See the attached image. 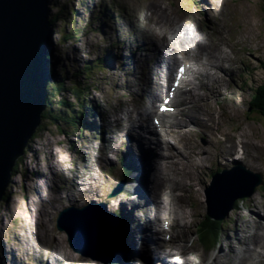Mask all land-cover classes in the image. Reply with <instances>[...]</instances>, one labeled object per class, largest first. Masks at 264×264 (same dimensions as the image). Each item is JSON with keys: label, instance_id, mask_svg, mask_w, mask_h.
Returning a JSON list of instances; mask_svg holds the SVG:
<instances>
[{"label": "rangeland", "instance_id": "rangeland-1", "mask_svg": "<svg viewBox=\"0 0 264 264\" xmlns=\"http://www.w3.org/2000/svg\"><path fill=\"white\" fill-rule=\"evenodd\" d=\"M51 1L52 3L56 1L61 3L60 6H64L66 9L63 18H58V23L54 27L53 43L55 45L52 51L53 57L56 60L59 57V63L62 64L56 66L57 70L59 72L62 70L65 76L68 75L64 79L65 88L72 85V73L76 74L82 71L87 63L102 58L101 72L95 71V76L91 78L80 72L79 78L83 87L88 85V88H85L87 93L84 111L87 112L88 109L94 108V114L76 118L78 124L75 127L60 119L56 121L42 118L40 132L38 130L37 137L30 142L21 167L16 174L14 173L10 184L12 193L8 196L9 201L0 206V264H20L18 262L26 256L28 264H63V246L72 255L70 257L80 258L79 256H81L84 258H80L78 264H103L73 253L67 243L66 233L57 230L56 219L63 208L67 206L81 207L80 203L91 202V199L83 198L76 204H69L67 201H63L65 195L62 190H59V187H65L69 192V179L79 168L82 171L80 181L93 187H99L100 198L95 201L105 203L109 211H115L113 203H119L121 197L130 199L137 193V190L134 192L135 171L126 178L122 188L119 187L122 182V178L120 179L123 172L122 159L126 156L124 153L127 152L126 146L129 141L121 124H116L114 112L121 115L120 112L126 108V105L135 108L149 107L154 101L151 100V95L156 92L154 89L156 83L146 77L140 82L138 91L133 90L127 86V81L132 77L126 72L123 73L121 66L118 68L120 62L113 64L108 61L106 64L109 67H105V70H103V63L106 62L109 52L117 47V45L115 46L116 41L114 44L116 33L112 34L109 29L111 20L116 16L127 15V21L122 19V24L127 29L135 28V25L140 28L136 29L137 35H129L126 43L137 41L134 45H141L142 40L137 37L140 36L144 42L147 39L144 26L134 17L133 9L138 4L140 5L138 19L155 27L158 33L160 32L159 27H161L173 38L190 39L192 42H194V38L198 41L204 40L206 43L207 40L215 41L232 57L231 62L224 63L225 71L214 69L216 75H219L222 96H218L216 100L208 99L205 96L208 93L207 88L197 90L200 95H203L201 96L202 103H205V108L201 113L206 120V124L203 125L204 129L208 128L211 123L212 129L203 130L200 125L191 121V117L196 115L195 103L198 101L190 104L176 98L172 104L180 108H175V112L170 118L175 122H185L191 126L190 132L185 135L190 140L191 146L204 145L207 148L203 155L207 156L209 153L210 155L208 159L204 160V167L217 166L215 168H219L217 154L223 146L230 147L233 144L237 147V152L231 155L227 166H243L264 179V118L256 113L253 114L262 120L249 114V111L253 110L249 104V88L252 86L254 89H260V99L264 98V29L251 0ZM83 3L86 6L88 4L92 12L83 11ZM75 4L81 8L80 12L76 11L77 13L72 16L70 10L75 9ZM106 9L110 13L108 16L104 14ZM58 10L55 7L56 13ZM130 19L133 20L132 23L129 22ZM130 24L132 27L128 28ZM102 31L104 33L108 31L109 34L106 37L108 39L110 37V40L106 42L102 40L104 44L99 41L101 40L99 33ZM246 31L258 42L257 45L260 46L258 49H254L253 45L248 43L247 36H245ZM97 34H99L98 37ZM63 37L67 38L63 40ZM122 39H124V35ZM147 41L150 40L147 39ZM111 42L115 47L110 45ZM192 42L190 44L194 45ZM121 44L124 47V41ZM103 45L104 48L101 49L100 46ZM193 48L194 46L186 44L182 52L178 53L182 61H188L187 58L183 59L184 53L191 59L195 58L196 51ZM213 52V50L210 52L204 50L199 59L206 61V56H210ZM152 54L155 52L153 51ZM188 63L192 64L191 60ZM172 80L173 78L168 82V87L173 86L174 81ZM243 84H246V87ZM186 89L182 88L184 93L182 97L186 96ZM169 92L173 95L179 94V91L172 87ZM62 96L71 101L74 104L71 109L77 111L80 100L76 98L74 92L67 89L62 93ZM165 96H169V94L158 96L159 102H162ZM55 102L54 108L56 112L57 109L60 112L62 110L61 103ZM144 118L146 119V117ZM82 120L85 121V126L82 125ZM106 135L109 138H114L113 143L103 142ZM247 143L249 146H246ZM171 144L173 145L174 142L171 141ZM50 154H54V158L51 160H49ZM57 156L58 159H56ZM253 156L257 162L252 158ZM107 158L108 166H104L107 164ZM50 163H57L59 171H64V173L55 177L54 174L57 173H53L47 168ZM127 165H129L128 161ZM85 166L88 168L86 169ZM202 168L201 166L194 170L190 168L193 185L191 190L194 195L190 192L185 203L189 215L188 220L191 224L189 231L186 232L188 238L185 243L198 254L207 257L209 261L205 264H210L216 255H220L218 264H234L233 259L221 255L224 254L221 253V250L228 251L227 240L235 235L234 231L237 226H248L249 223L258 219L257 214L264 217V184L257 188L253 196L237 204L227 218L212 221V223L205 217V188L211 185V180L204 181V178H200ZM59 180L63 183L61 184ZM81 189V187H74L70 192L77 193ZM253 198L255 206L259 204L255 209L251 204ZM125 199L121 201H126ZM126 203L130 205L129 201ZM120 205L119 203L118 207ZM133 230L136 232L135 229ZM251 232H255V230L252 229ZM138 239L141 241L140 237ZM173 242L175 246L184 243L181 237H176ZM239 248L242 246L236 244V249ZM59 250L61 255H59ZM176 258L179 259L178 256ZM125 260L126 264H131L126 252ZM67 263L69 264V262Z\"/></svg>", "mask_w": 264, "mask_h": 264}, {"label": "bare ground", "instance_id": "bare-ground-1", "mask_svg": "<svg viewBox=\"0 0 264 264\" xmlns=\"http://www.w3.org/2000/svg\"><path fill=\"white\" fill-rule=\"evenodd\" d=\"M139 8L140 5H136V10L133 9L135 16L132 15L136 21L144 26L146 37L150 41L145 39L144 42L139 36L137 38L142 40L141 45H134L137 41L134 43L131 41L130 44L126 43L129 35H137V30L140 29L137 27L138 25H135V28L127 29L122 24V19L124 21L128 20L127 15H120L110 23V28L118 32L116 35L118 42L122 43L124 41V47H122V44H119L114 49V54L117 57L113 60L110 58V61L113 64L120 62L118 67L121 66L122 72L130 74L132 80L129 79L127 81V86L136 90L143 78L146 77H148V80L156 83L154 86L156 92L151 95V100L154 101L151 102L149 107L142 106L141 108H135L126 105V108L121 110V115L114 112L116 124H121V128L132 136L129 139V144L126 146L127 152L124 154L128 156L127 160L130 166H134L136 169L135 177L140 178L143 185L138 188V191L141 192L138 198L132 200V198L125 199L121 197L122 199L119 201L121 205L118 207V202L114 204L115 210H117L123 223V225L120 223L122 231H119V235L121 234L125 238L122 241L125 252L128 256L135 259L131 264H142L139 261L140 259L146 264H156V262L157 264H168L164 258L158 257L161 244L157 241L156 226L160 228L159 230L162 234L164 232L167 233L170 241H172L176 232H182V235L177 234V237H181V240L184 242L183 244L180 243L178 246H175L170 242V247L174 250L172 254L179 257L176 261H172V264H205L209 261L207 257L198 254L185 243L188 238L186 232L189 231L191 226L185 203L189 197V193L193 191L191 190L193 185L191 183L190 168L194 170L198 166L203 167L200 178H204V181H212L215 178V167L217 166L211 168L204 167V160L208 159L210 153L207 156L203 155L207 150L204 145L191 146L190 140L185 136L191 130L189 124L175 122L172 118L166 119L157 116L155 108L160 105L158 96L169 92L168 82L173 78L172 81H181L183 88H187L186 96L182 97L184 93L182 89H179V94L175 96L176 98L185 100L190 104L198 101L195 103L197 108L196 115L193 118L191 117V121L194 124L200 125L203 130L212 129V123L208 128L204 129L203 125L206 124V120L201 113L203 112V108H205V103H202L203 99L201 96L203 95H200L197 90L207 88L208 93L205 96L208 99L216 100L218 96H222L219 75H216L214 69L225 71L226 67L224 63L231 62L232 57L227 51L219 47L215 41L207 40L206 43L204 40L198 41L196 38H194V42L190 41V39L173 38L172 35L167 34L161 27H159L160 32L158 33L155 27H151L138 19ZM129 22L132 23L133 20L130 19ZM114 25L116 26L113 27ZM129 27H132V25H128ZM219 34L222 35L221 32ZM123 35L124 39H122ZM245 36H247L248 43L253 45L254 49L260 47L257 45L258 42L247 31ZM190 42L194 43V45H191ZM186 44L194 46L193 49L196 51V55L195 58L191 59L184 53L183 59L187 58L188 61L191 60L192 64L188 66V61L187 64L185 62L187 66L182 75L183 77H180L177 75V70L180 64H184V61L181 60L178 53L182 52ZM204 50L209 52L210 50L214 51L210 56H206V61L199 59ZM153 51L155 54H152ZM180 61L182 62L180 63ZM114 68L116 69V66ZM144 117H146L145 120L148 122L152 120L155 126L152 123L144 126ZM126 124L128 126H125ZM171 141L174 142L173 145ZM150 143H153L154 146L152 147ZM246 146H249V144L247 143ZM236 150L237 147L233 144L230 147L223 146L217 154L218 167H231L227 166L230 162L229 158L234 152H237ZM218 155H220L219 159ZM53 158L54 154H50L49 160ZM252 158L256 161L254 156ZM85 168L87 169L88 166H85ZM49 169L53 173H57L54 175H59L57 163H50ZM81 176L82 171L77 168L69 179V192L65 187H59V190H62V193L65 195L63 201H67V203L73 205L83 198L91 199V201L100 198L99 187H90L87 184V187L90 188L87 191L88 194H85L86 190L84 189L82 192H70L71 188L80 186L81 183L78 180L82 179ZM83 184H85L84 181ZM150 186L152 187L149 188ZM117 199L119 198L117 197ZM124 199L126 201H121ZM127 201H129L130 205L126 203ZM251 202L254 209L259 206V204L255 206L254 198ZM31 206L33 207L32 203ZM118 209L121 210L123 215H120ZM257 217L256 221L248 224V228L237 226L236 235L227 240L228 253L221 250V253H224V255L234 253L229 256V258L234 259V264H264V217L258 214ZM249 229H254L255 233L250 232V234L244 236L243 233L248 232ZM138 237H140L141 241ZM182 237L184 238L182 239ZM236 243L242 244L243 249L235 250L234 244ZM62 249L64 250V255L62 256L64 259L63 264H68L67 262L69 264L79 263L80 258H72L70 257L72 255L65 250L64 246ZM59 252V255H61L60 250ZM219 256L216 255L210 264H218ZM157 259L158 261H156ZM168 260L170 261L169 258Z\"/></svg>", "mask_w": 264, "mask_h": 264}, {"label": "water", "instance_id": "water-1", "mask_svg": "<svg viewBox=\"0 0 264 264\" xmlns=\"http://www.w3.org/2000/svg\"><path fill=\"white\" fill-rule=\"evenodd\" d=\"M251 2L264 29V0ZM49 19V0H0V201L48 105ZM262 182L243 168L216 174L205 188L206 218L224 220L236 201L253 196ZM118 226L115 215L94 205L64 209L56 221L73 253L103 264L120 262Z\"/></svg>", "mask_w": 264, "mask_h": 264}, {"label": "trees", "instance_id": "trees-1", "mask_svg": "<svg viewBox=\"0 0 264 264\" xmlns=\"http://www.w3.org/2000/svg\"><path fill=\"white\" fill-rule=\"evenodd\" d=\"M56 3V4H55ZM61 3L59 4L57 1L52 3V7H50V22L52 24V33H54V27L56 25L58 18H63V15H65L66 9L64 6H60ZM55 7H57L59 9V11L56 13L55 12ZM60 14V16H59ZM67 38V37H66ZM65 38V39H66ZM94 68L91 66H86L84 68V72L89 74L90 76L93 73ZM53 71V69H52ZM60 80H53L51 82V84H49L48 86V92H49V97H48V105L47 108L43 114V117L50 120H63L66 123L70 124V126H76L77 125V121L76 118L78 119V115H77V111H75L74 109H71V107L74 105L71 101H69L67 98H65L64 96H62V93H64L65 89V85L64 82H59ZM244 86L246 87V84H244ZM72 91L74 92V94L76 95V97L80 100V106L79 107V111L78 113H80V115L82 117H84L86 115V111H84V107H85V103H86V93L87 91L84 90V88H82L80 86V84L78 83H73L72 87H71ZM250 90V107H253L252 111H249V114L254 116V117H258L257 115L253 114L256 113L258 115H260L261 117L264 118V98L263 100H261L259 94L261 93L260 89H254V87L251 86V88H249ZM263 94V93H262ZM264 96V94H263ZM55 101H58L61 103L62 106V110L60 112H57L54 108L55 106ZM260 118V117H258ZM261 119V118H260ZM262 120V119H261ZM40 128H38L39 132H40ZM43 131V130H42ZM35 137H37V132L34 134L33 139H35ZM22 158H20L15 166L14 172H17V169L21 167V162H22ZM9 194H11L10 188L7 189V194L6 197L4 199V202H7V199L9 198ZM240 202V200H237L235 203V206ZM209 220V219H208ZM212 222V221H210ZM213 223V222H212ZM208 228V227H207ZM208 231V230H207Z\"/></svg>", "mask_w": 264, "mask_h": 264}, {"label": "snow or ice", "instance_id": "snow-or-ice-1", "mask_svg": "<svg viewBox=\"0 0 264 264\" xmlns=\"http://www.w3.org/2000/svg\"><path fill=\"white\" fill-rule=\"evenodd\" d=\"M184 71H185V68H184L183 66H180V67L178 68V70H177V75H178V76H179V75H182V74L184 73ZM177 84H178V81H177ZM162 104H163V105H167V101H166V100L163 101ZM159 110L162 111V112L172 111V109H170V108H168V107H166V106H162ZM157 123H159V122L157 121Z\"/></svg>", "mask_w": 264, "mask_h": 264}]
</instances>
